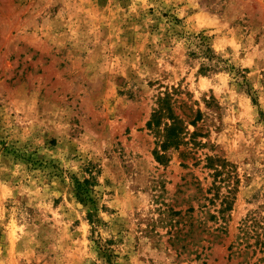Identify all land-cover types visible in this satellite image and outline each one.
<instances>
[{"label":"rangeland","instance_id":"rangeland-1","mask_svg":"<svg viewBox=\"0 0 264 264\" xmlns=\"http://www.w3.org/2000/svg\"><path fill=\"white\" fill-rule=\"evenodd\" d=\"M0 264H264V0H0Z\"/></svg>","mask_w":264,"mask_h":264}]
</instances>
